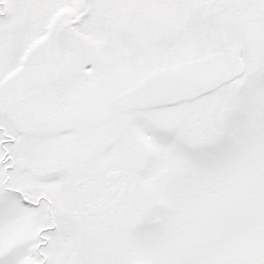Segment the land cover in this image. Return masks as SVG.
Listing matches in <instances>:
<instances>
[{"label":"snow or ice","instance_id":"snow-or-ice-1","mask_svg":"<svg viewBox=\"0 0 264 264\" xmlns=\"http://www.w3.org/2000/svg\"><path fill=\"white\" fill-rule=\"evenodd\" d=\"M0 264H264V0H0Z\"/></svg>","mask_w":264,"mask_h":264}]
</instances>
